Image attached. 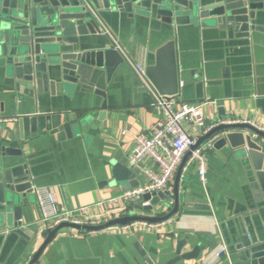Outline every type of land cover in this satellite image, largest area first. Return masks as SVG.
<instances>
[{
	"label": "crops",
	"instance_id": "crops-1",
	"mask_svg": "<svg viewBox=\"0 0 264 264\" xmlns=\"http://www.w3.org/2000/svg\"><path fill=\"white\" fill-rule=\"evenodd\" d=\"M103 16L104 32L91 36L93 47H112L114 41L127 58L107 83L106 107H102L104 98L96 94L92 85L78 83L71 91L58 90L56 94L47 92L30 98L16 90L4 70L0 72V118L11 119L0 123V139H20L22 131L24 139L6 145L22 148L32 158L33 188L52 190L59 206L66 209L94 206L124 192L123 183L104 184L113 178L117 164L144 178L139 169L130 166L129 158L135 137L148 132L160 117L154 106V92L158 91L148 77L147 84L143 83L135 65L145 69L154 65L156 50L164 43L163 34L148 21L131 19L127 13ZM211 29L198 37L189 27L181 31V70L186 73L183 99L215 101L204 107L210 121L235 118L264 127V31L244 40L218 27ZM48 116L76 120L79 135L63 141H58L56 135L32 140V118H38L41 133ZM147 164L152 162L147 160ZM178 177L182 197L190 195L188 204L192 207L183 206L182 213L164 221L158 229L137 226L128 233L91 232L67 225L45 246L46 238L38 233L29 247L21 239L4 238L0 239V264H24L30 254L41 249L38 264H166L176 256L178 241L188 235L206 248L198 258L175 264H254L229 253L221 233L247 216L242 210L251 181L237 149L213 146L208 155L206 183L201 182L193 164L179 167L172 189ZM33 195L35 202L24 209L22 220L27 229L35 231L41 211L34 192ZM127 207L114 219L162 215L157 209L144 210L136 204ZM103 210L91 208L89 215H100ZM11 228L14 227H5L3 233ZM193 248V244H187L183 252ZM223 248L226 254L218 256Z\"/></svg>",
	"mask_w": 264,
	"mask_h": 264
},
{
	"label": "water",
	"instance_id": "water-1",
	"mask_svg": "<svg viewBox=\"0 0 264 264\" xmlns=\"http://www.w3.org/2000/svg\"><path fill=\"white\" fill-rule=\"evenodd\" d=\"M104 13H127L131 19L148 21L163 34L164 43L156 50L155 63L146 68V76L163 95L178 93L180 82L186 80V73L181 70L180 44L185 27L196 37L218 27L244 40L264 31V0H0V72L4 70L16 90L30 98L47 92L56 94L58 90L71 91L78 83L92 85L96 94L104 98L102 107H106L107 83L127 58L114 41L112 47H93L91 36L104 32ZM223 115L221 112L220 119ZM76 123V120L48 116L39 133L38 118L34 117L32 140L47 135H56L58 141L72 138L76 133L79 135ZM215 135L213 144L217 149L225 146L237 149L251 181L250 191L244 195L242 211L247 213L246 218L233 228L221 230L226 249L246 263L264 264V132L248 123H222L200 142ZM22 139V131L20 139L16 136L0 139V239L15 237L29 247L39 233L38 229H27L22 220L24 209L35 202L31 181L34 172L30 167L33 162L22 148L6 145ZM126 180L129 182H123ZM141 182H144L142 176L117 164L113 178L104 184L123 183L122 190L130 191ZM170 198L173 203L169 202ZM191 199L190 195L182 197L178 177L172 190L146 193L136 202L140 209L161 211V216H127L83 228L101 230L136 220L166 221L182 213L183 206L191 208L188 204ZM145 202L148 204L144 205ZM67 225L42 232L46 238L44 246ZM5 227L14 228L3 233ZM187 244H193L194 248L183 252ZM205 248L195 237L185 236L177 243L176 256L166 264L196 259ZM41 250L34 254L30 264L37 261ZM225 254L226 250L220 256Z\"/></svg>",
	"mask_w": 264,
	"mask_h": 264
},
{
	"label": "built area",
	"instance_id": "built-area-1",
	"mask_svg": "<svg viewBox=\"0 0 264 264\" xmlns=\"http://www.w3.org/2000/svg\"><path fill=\"white\" fill-rule=\"evenodd\" d=\"M139 78L147 84L146 69L142 65H135ZM174 95H163L154 92V106L160 117L153 123L148 132H143L135 137V146L129 158L130 166L139 169L145 180L139 186L130 191L112 196L98 202L94 206H82L76 209H66L59 206L54 192L46 187L34 186L33 192L40 208L41 215L35 224L39 233L52 232L62 224L73 226H101L116 217L119 212L125 211L128 205L139 202L146 193L172 190V184L176 173L187 157L185 164H193L197 168L198 176L202 183L207 182V163L209 151L213 149V139L200 142L201 138L222 123H248L264 132V127L251 120L229 118L226 120L210 121L204 107L209 103H215L209 99L204 101H187L183 99L182 88ZM11 119H2L7 122ZM222 135V134H221ZM255 137L258 135L254 134ZM264 140V139H263ZM150 160L152 165H146ZM173 203V198L169 199ZM148 204L147 202L144 205ZM104 209L102 214L90 216L91 208ZM161 222L136 220L125 224H112L101 230L91 232H131L135 227L148 230L158 229ZM7 232L10 231L6 230ZM225 248L218 252L220 256ZM34 254H30L24 264H30ZM33 264H38L37 261Z\"/></svg>",
	"mask_w": 264,
	"mask_h": 264
}]
</instances>
